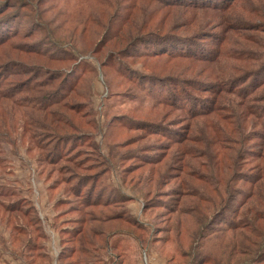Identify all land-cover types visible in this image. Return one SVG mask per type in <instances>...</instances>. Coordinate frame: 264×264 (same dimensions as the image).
I'll return each mask as SVG.
<instances>
[{"label":"rangeland","instance_id":"1","mask_svg":"<svg viewBox=\"0 0 264 264\" xmlns=\"http://www.w3.org/2000/svg\"><path fill=\"white\" fill-rule=\"evenodd\" d=\"M227 2L0 0V264H264V0Z\"/></svg>","mask_w":264,"mask_h":264},{"label":"trees","instance_id":"2","mask_svg":"<svg viewBox=\"0 0 264 264\" xmlns=\"http://www.w3.org/2000/svg\"><path fill=\"white\" fill-rule=\"evenodd\" d=\"M158 1L160 3H162V4H164L165 6H173V5H176V6H180V5H183V6H186V5L187 6H192V5H194L196 7H211L212 8V7H216V4L218 2H221V3L222 2H225L226 3L228 0H158ZM230 1H232V0H230ZM229 5H230L229 2H227L226 3V7H228ZM8 28H10V27H8ZM8 28H6V29H8ZM41 28L42 27L39 26L38 30H40ZM38 30H34L32 33H37L36 31H38ZM149 36H151V35H149ZM152 37H154V38H160L157 35L156 36L153 35ZM46 38L49 39L48 40V43H50L52 45H56V46H60V45L65 46L66 45L65 47H67L66 52H61L60 55L50 53V56H57L58 58H60V57H69V58H72V59L74 57H76V52H78L79 50H77L74 47L73 44L67 43V42L60 43V41H55V38H53L52 36H49V35H47ZM8 39H10L9 38V35H7V34H5V35L4 34H1L0 35V44H3ZM136 39H137L136 41H138V42H142L143 41V39H140L139 37H137ZM150 41L152 42V41H155V40H150ZM145 42H148V41H145ZM155 43L158 44L157 42H155ZM44 44H46V42H44V41L34 42L33 44L28 45L29 46L28 48L31 51H33L34 53H37V54H41L42 53L43 54L45 52H49L47 47L43 48ZM182 46H185V45H182ZM181 49H182V47H181ZM156 52H159V51H157V50H154L153 51V53H156ZM17 66H21V64L18 63ZM18 70H20V69H18ZM75 72H76V68L72 69V71L70 73H68V75H64L65 77L63 78V81H62V83L60 85V88L57 90V92L55 91L56 96H58L57 93H58L59 90L62 91L63 92L62 96H60L61 94H59L60 97H58V99H57L56 97H54L53 94H51L49 92H44V93H41L40 94V96L43 97L42 99L39 98V97H36V99H34V102H35L34 104H36L39 107L42 104V102L44 100V97L46 99L54 100L53 103H56V104L60 103L59 102V98H63L66 95L65 93H67L73 86L77 85V83H78V81H77L78 80V76L75 77V80H73V79L70 78V76H71L70 74H74ZM8 74L11 75V73H8ZM2 76H3L2 79H4V80H6L4 77H8L6 75H2ZM41 76H43V73L42 72H38V77H41ZM29 81H31L30 78H29L28 81L19 80V81L16 82V81L13 80L9 84V86H11V92L10 91H8V92H10L11 94L10 93L8 94V92H6V95L8 97H9V95H10V97H12L13 95H18V94L21 93V91H24L26 88H27L28 91H33L32 86H30L29 83H28ZM260 81H263L262 83H264V79L263 80H260ZM2 82H5V81H2ZM0 83H1V81H0ZM164 86L167 87V92H168L167 95L168 96H171V98L175 101V102H172L171 104L177 105L176 104V102H177L176 101V97L177 98L178 97H181V99L187 100V96H186L187 94L184 93L185 90L183 88H181L180 91L178 90V92H176L175 90H170V87H168L166 84H164ZM5 90L6 89L4 88V93H5ZM52 97H54L55 99L52 98ZM153 99H155V98L153 97ZM45 102H49V101H45ZM47 104L48 103H45L44 107L48 106ZM179 108H181V107H179ZM195 112H197V111H195ZM55 138H56V136H55ZM65 140H63V141H65ZM226 197H227V201H229V202H235V199H234V197H235V191H234V189L232 191L229 190V192H226ZM155 206H163V203L162 204H156ZM164 206L167 207V203ZM225 206L227 207L225 211H228L231 205L225 204ZM234 210L235 209L233 208L232 211H234ZM34 211H36V210H34ZM173 211H175V210H173ZM192 213H197V212L194 210ZM246 214L247 215L251 214L253 216V218L256 217L258 219H263L264 220V216L263 217L262 216H259L260 214H259V212L257 213L256 210L252 212L251 211V207H250V209H246V211L244 210V213L242 214V216L245 218L246 217L245 216ZM133 222H136V221L134 220ZM211 222H208L209 223L208 225H211V227H214L215 223H211ZM230 223H231L232 226L238 227L241 222L238 223L237 221H234L233 220ZM246 225H248V224H246ZM139 226L142 227L141 225H139ZM144 229H145V231L146 230L149 231L150 235H151V233L153 234V231L150 228L145 227ZM40 230H41V233H42V236H43V238H42V240H43V239H45V237L47 235L45 234V231H43L44 229L41 226H40ZM72 231H74V230H72ZM143 235H144L145 238H143L140 235L143 244H145V242L148 243L150 241L149 240V236L148 235H145V234H143ZM106 243L107 244L105 245L106 246L105 249L109 246L108 239H107ZM115 249H116V247H114V251H115ZM203 253H204L203 255H201V253L200 254H193V256H192V258H191V260H190V262L188 264H216L217 263V261H216L217 259L213 258L214 254L209 253V252H206L205 250L203 251ZM198 255H201V259H200V257L197 258ZM108 259H110L111 261L108 262V263H105V264H122L121 263V260H117V259L110 258V257ZM246 264H248V263H246Z\"/></svg>","mask_w":264,"mask_h":264}]
</instances>
